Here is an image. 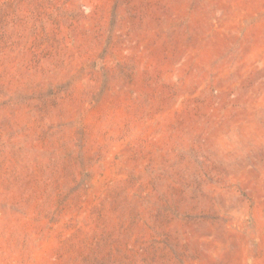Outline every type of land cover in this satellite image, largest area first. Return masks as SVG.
Here are the masks:
<instances>
[{"label": "rangeland", "instance_id": "rangeland-1", "mask_svg": "<svg viewBox=\"0 0 264 264\" xmlns=\"http://www.w3.org/2000/svg\"><path fill=\"white\" fill-rule=\"evenodd\" d=\"M0 264H264V0H0Z\"/></svg>", "mask_w": 264, "mask_h": 264}]
</instances>
